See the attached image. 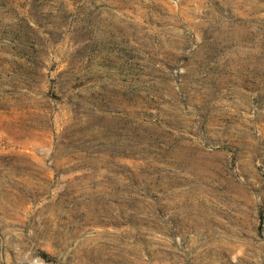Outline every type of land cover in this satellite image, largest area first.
Returning <instances> with one entry per match:
<instances>
[{"label": "rangeland", "instance_id": "374dc122", "mask_svg": "<svg viewBox=\"0 0 264 264\" xmlns=\"http://www.w3.org/2000/svg\"><path fill=\"white\" fill-rule=\"evenodd\" d=\"M0 264H264V0H0Z\"/></svg>", "mask_w": 264, "mask_h": 264}]
</instances>
